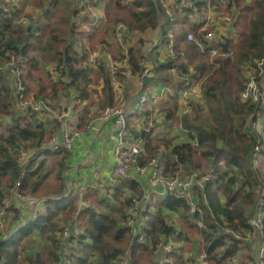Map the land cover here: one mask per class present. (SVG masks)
Returning <instances> with one entry per match:
<instances>
[{
    "label": "trees",
    "instance_id": "16d2710c",
    "mask_svg": "<svg viewBox=\"0 0 264 264\" xmlns=\"http://www.w3.org/2000/svg\"><path fill=\"white\" fill-rule=\"evenodd\" d=\"M27 1L29 0H26L25 3ZM102 1L105 4L107 29L111 27V24L114 27L116 24L124 23L130 30L141 32L144 35L158 27L161 15H163L162 10L157 9L153 0ZM75 3L76 7H74L73 0L71 6L66 5L64 6L65 10H62L55 5L58 4V0H49L50 6L54 8V10H50L48 6H43L40 2L42 5L41 15L44 13L42 15L44 22L40 24L41 15L34 17L31 13L23 14L22 9L26 4L15 3V0H1L0 6L6 4L7 6L12 5L13 8L10 14H7L10 16L8 18L0 14V57L6 59L7 54L16 56L25 54L23 81L26 91L31 88V81L40 76L39 71L42 69L47 73L53 92L56 93L57 84L53 82L56 81L57 73L61 74L63 78L68 79V81H64L63 78L59 79L62 84L60 85L61 89L65 88L64 93L76 101V107L80 108L84 106L91 80L83 78L85 66L83 59L75 49V39L72 38L76 27L74 25L72 29V22L78 14L77 0ZM34 4L37 5L35 2ZM236 4L238 18L235 19V26L239 35L237 40L231 42L233 57L221 56L216 60L217 67L206 64V61L195 66L193 64L205 81L202 84L204 103L194 102L191 111L180 119L183 128L187 130L190 142L173 145L167 139L164 141L160 138H148L146 146L147 159L160 157L164 168L171 175L179 171L185 174L200 168L207 170L211 166L217 168L215 182L209 183L203 190L207 192V189H212L216 185L215 189H212L213 191L208 190L209 204L205 203L204 205L208 207L209 211H212L211 213L205 209L210 215L208 214L204 225L208 228L205 232L207 234L206 242H208L206 251L214 264H227V258L236 254L238 242L232 239L229 245L224 244V238L215 236L211 230L215 231L217 226H223L224 222L229 228L237 231L246 228L247 220L257 205L259 194L262 189L264 190V176L257 168L253 167V154L256 145L262 144L261 153L264 157V138L252 127L257 113L263 109L258 102L254 103L250 100L244 103L240 98L251 71L257 76L256 82L259 85L264 79V0H236ZM22 19L25 22L19 23V20ZM182 21L185 22L184 24L187 23L186 20ZM182 33L178 34L177 32L176 51L178 53L183 49L194 51L195 45L186 43V36ZM109 34L108 30L100 32L93 30L90 36V47L91 49L95 47L94 40L96 38L105 36L98 43L106 44L107 51L109 50L115 57H119L118 53H114L115 47L118 50V46L106 41ZM140 55V49H129L130 63L135 73L140 71ZM39 56L43 59L42 63L38 59ZM262 61L261 67L258 66V63ZM53 63L56 65H52ZM48 68L53 69L48 70ZM99 70L104 75L103 93L106 97L104 105L112 104L110 74L106 71V65L100 66ZM100 72L96 73L100 74ZM6 75L9 76V80L6 82L4 77L0 76V129H2V131L0 130V210L11 197V189L20 178L22 172L19 160L21 152L40 149L48 143L46 138H55L60 135L61 126L57 120H43L34 114L20 112L9 86L10 73ZM73 87L78 94L75 95L72 92ZM177 110L178 106L172 102L159 108L158 113L171 120ZM80 112L84 115V121L87 118L88 108L83 107ZM87 125L84 123V126ZM195 139L197 145L193 143ZM56 154L54 153V155ZM65 159L66 156H63L62 161H59L60 172L64 169ZM36 164L30 166V172L23 180L20 190L27 195H44L49 200L42 212L41 219L32 223L22 233V237L9 245V240L4 241L3 236L20 224V212L16 205H13L9 224L6 226V231L0 236L1 264H22L20 252L17 249L18 245L28 238L40 235L42 231L49 230L53 233L59 226L56 222L59 216L67 218L70 223L77 212L79 194L77 196L74 193L69 197L72 200L70 204L63 206L61 202L65 198V185L61 173L58 174L55 184L47 185L46 179L49 174L41 171V164L37 166ZM125 184L128 185V183ZM218 194H222L223 198L220 199ZM88 196L90 194H87ZM95 202L107 208L108 211L100 212L88 208L80 213L79 220H81L87 236L83 237V246L75 264H119L121 255L133 244V237L123 225L128 217V204L125 203V210H122L111 204H103L98 199ZM115 212L117 214H114ZM158 224L161 230H165V232L168 230L162 217L159 218ZM155 228L154 234L158 231L157 226ZM58 229L62 230V228ZM48 239L51 243L49 246H55L49 252L50 264L53 262L58 264L61 261V256L58 252L56 238L52 235L48 236ZM37 243L38 241L36 247L31 246L35 252L31 251L26 255V262L28 264H47V261H43L40 253L36 251ZM225 245H227L225 252L218 253V250ZM131 252L132 263L137 264L138 261L134 256L148 252V250L145 246L134 245ZM149 254L152 258L149 264H153L156 256L150 250ZM3 258L6 259L5 262ZM248 264H256V262L250 258Z\"/></svg>",
    "mask_w": 264,
    "mask_h": 264
},
{
    "label": "built area",
    "instance_id": "2783aa9c",
    "mask_svg": "<svg viewBox=\"0 0 264 264\" xmlns=\"http://www.w3.org/2000/svg\"><path fill=\"white\" fill-rule=\"evenodd\" d=\"M153 1L157 9L162 10L163 15H161L159 25L153 30L152 35L144 37L142 34V38L138 39L141 50L139 72L135 73L133 71L129 56V49L137 48L129 46L132 32L137 31L130 30L124 23L116 24L112 33H110L109 37H113L115 43L109 42V38L106 40L110 44L120 47V58L115 57L109 50L107 51L106 44L100 43L91 49L90 29L82 32V41L75 38V49L83 59L85 66L84 79H90L96 72H100L99 69L102 65H106V71L110 74V90L114 101L112 104L106 105L107 107L93 121L101 124L113 122L114 133L111 134L110 140L114 146L115 164L110 173V182L113 184H118L121 181L133 182L148 174L149 184L153 189L148 194L131 199L128 217L123 223L124 228L130 232L134 244L148 247L155 256H158V264H175V260L171 261L173 258H181L185 261V264H208V254H201L202 246L200 242H196L192 248L184 250L186 240L182 238V222L177 216L165 218L164 224L168 230L159 234L158 242L155 243L150 238L155 226L159 223L158 219L154 221L152 219L159 212L158 203L160 199L164 200L161 204L168 203V201L176 204L182 203L189 213V218L193 219L194 224L203 230H208L203 222L204 211L199 206L198 199L205 187L209 183L215 182L217 168L211 166L204 172L196 170L182 174L179 171L174 175H168L169 172L164 170L160 157L147 159L143 134H146L145 131L153 130L159 122L162 123V120L159 121L155 112V105L160 100L157 97L158 95L152 98L154 106L150 107V110L145 109L150 104L149 83L146 80L158 75L155 74V69L164 67H157V63L154 64L151 56L154 52H162L164 60L171 62L168 66L169 73L176 78V82L179 84L175 90H170L169 85H165L162 92L164 94L168 93L170 101L177 100L181 102V114H188L194 102L203 100L202 84L205 78L200 76L195 67L185 70L183 62L181 63L179 60L181 52L176 51L175 41L177 23H179L176 13L186 12L187 16L193 19L199 29V31L188 32L186 40L196 44L199 50L209 57L215 55L233 57L230 47L227 53H223L222 45L225 43L223 35L237 32L235 26L237 4L236 0H207L205 7L202 8L199 6L198 0ZM104 5L102 0H77L78 14L73 22L75 25L79 24L80 13L89 10L92 15L89 23L91 29L98 32L107 30V19L101 16L100 13L101 9L105 8ZM12 8V5H2L0 6V14H3L6 18L10 17L7 14H10ZM24 22V19L19 20V23ZM168 26L176 27V30L167 29ZM24 55L7 54L4 63L0 66V74H9L10 70L13 71V73H10V82L13 86L14 101L19 111L23 114H36L43 120H57L61 124L60 135L44 144L40 149L35 151L23 150L21 152L19 158L22 166L20 178L11 189V197L0 210V236L6 231V226L9 224L13 205H16L20 212V224L18 226L27 224L28 227L40 220L49 198L23 194L20 190L22 182L29 174L30 166L39 161L43 155L66 150L71 151L73 142L81 137L83 133L80 128H82L84 115L77 109L76 101L70 99L67 93L64 95L67 101L56 105L53 103V99L49 98L40 97L33 102L28 100L30 93L26 91L23 81V65L26 62ZM262 64L263 61L259 62L258 66L261 67ZM210 65L218 66L216 60L211 59ZM52 69L48 68V70ZM56 77L55 80L57 81L63 78L58 73ZM256 77L251 71L241 96L245 103L252 100L254 103L258 102L260 107L264 109V79L259 85L256 82ZM63 80L68 81L65 78ZM131 80H137L142 90L135 105L130 104L129 96H127V89ZM103 83L104 81L100 82V85L102 86ZM73 93L77 94L76 91ZM261 114L262 111H259L256 120L252 123L254 130L259 133L261 128H257V126L261 125L262 121L259 119ZM131 117L134 118L133 124L130 122ZM93 122L85 127L87 131L93 127ZM133 127L140 128L142 134L131 137ZM184 131L187 132V130ZM193 143L197 145L196 139L193 140ZM259 143L261 142L259 141ZM261 148L262 144L255 146L254 163L257 162L256 159L261 153ZM92 186H96V184ZM171 196H175L174 199H170ZM176 200L179 202H175ZM212 217L214 218L213 214ZM214 220L217 222L215 218ZM21 229L10 231L3 236V240L12 239ZM257 232L259 234L258 249H256L257 245L253 244V235ZM211 233L215 236H222L224 244L227 245L231 243L232 239L238 242V247L249 243L251 245H248L249 249L254 250L252 249L253 246L256 250V257L254 258L256 264H264V190L262 189L259 194L257 205L247 220L246 228L237 231L229 228L227 223L224 222L223 226L218 225L215 231L211 230ZM85 236H87L85 229L77 217L57 234L56 242L61 256V261L58 264H75L76 259L80 256L84 241L83 237ZM227 245L221 247L218 253L225 252ZM130 257L131 251L128 249L121 255V259L119 258V264H129V260L131 262ZM237 261H239L237 252L234 256L227 258V264H236Z\"/></svg>",
    "mask_w": 264,
    "mask_h": 264
},
{
    "label": "crops",
    "instance_id": "0c3cea01",
    "mask_svg": "<svg viewBox=\"0 0 264 264\" xmlns=\"http://www.w3.org/2000/svg\"><path fill=\"white\" fill-rule=\"evenodd\" d=\"M199 6L204 8L207 0H198ZM201 2V3H200ZM74 7H76V3H74ZM50 10H54L52 6L49 8ZM101 16L107 19L106 17V11L105 8L101 9ZM238 13V11H237ZM44 14V13H43ZM42 14V15H43ZM37 15H41L40 11L37 13ZM41 15V19H39V23L42 24L44 22L43 16ZM176 15L179 18V23H177V32H183L182 35H187L188 32L191 31H199L198 27H196V23L193 21V19L190 16H187V13H176ZM36 17L35 15H33ZM182 20H186L183 22ZM35 25V23H34ZM237 29V28H236ZM154 32L153 30L148 31L144 34V37L152 35ZM223 35L222 33H220ZM177 35V34H176ZM239 35V31L237 29V32L223 35L224 41L229 42V47L231 46V42L234 40H237V37ZM91 36V34H90ZM81 41L83 40V37L81 36L79 38ZM90 39V37H89ZM186 40V38H185ZM109 42L115 43V40L113 37H109ZM187 43V40L185 41ZM194 44V43H193ZM115 45V44H112ZM195 45V50L190 52H187L186 50H181V56L179 58L180 62H183L184 69L187 70L189 68H194L193 64L196 62H203L206 61V64H210V60L208 59V56L206 53H203L199 48ZM120 50V47L118 48ZM196 55V56H194ZM152 60L155 63H157L158 66H164L160 69H155V75L152 79H147V83H149L148 90L150 92V104L145 107L146 110H150V107H153L152 104V98L153 96L158 95V99H160L156 105H155V112L156 116L158 117L159 113L158 110L161 107H165L167 104L172 103L169 100V96L167 94H164L162 92V89L165 87V85H169L170 90H175L178 88L179 84L176 82V78L171 75L168 71V66L171 63L170 61L164 60L163 53L160 51L154 52L151 54ZM207 56V57H206ZM190 70V69H189ZM92 77L90 78V80ZM165 79V80H164ZM196 81V79H195ZM160 90V92H156L154 89ZM142 93L141 87L139 86V82L137 80H131L127 89V96H129L130 104L135 105L138 102V97ZM173 103H176L178 106V110L174 117L170 120L164 118V116L159 115V121L162 120V123H158L157 126L153 129L152 132L153 136H160L158 138H163L165 135L163 131L162 133H155L157 129H159L160 126L164 125H172L170 122L175 119H179V123L176 129L173 130L174 136L172 137L171 144L178 145L183 143L190 142V137L186 133V129L180 126V119L182 118L181 114V102L174 100ZM165 104V105H164ZM163 105V106H162ZM161 117V118H160ZM164 121H163V119ZM133 124V122H131ZM184 130H183V129ZM82 136L77 138L73 142L72 150L71 151H62L54 155V153H47L43 155L39 161H37L36 166L41 164V171H45L48 174H53L55 170H49L50 166H47L46 162L50 161V163H55L59 165V161H62V157L66 156L65 159V166L62 172H60V168H56V171L58 170L57 174L61 173V178L63 179L64 185H65V192L64 197H70L75 195L79 197L77 198V212L74 214V218L71 222L75 220L77 217L79 219L80 213L84 209H93L95 211H108L107 208L98 205V203L95 202L96 199L103 202V204H111L116 208H120L125 210V203L128 204V210L130 207V201L132 198L150 193L153 189L149 184V178L148 174L141 176L138 178L137 181L133 182H125L121 181L118 184H113L110 182V173L112 169L114 168L115 159H114V146L113 143L110 140V136L112 133H114L113 128V122H107V123H94L93 127L87 131V129L84 127V122L82 124ZM140 128L133 127L131 129V137L138 136L140 133ZM52 154V155H51ZM260 155L263 154L260 153ZM258 165V168L261 172V174H264V159L261 160V163H254L253 167L256 168ZM49 170V171H48ZM164 170L168 172L165 168ZM50 175L47 177L46 181L49 183V179H51ZM125 183H128L126 185ZM93 184H96V186H92ZM114 186V187H110ZM216 185L213 186L212 189H215ZM85 188V189H84ZM207 189V188H206ZM211 188L207 189L213 191ZM207 192L203 191V193L200 194L199 197V206L203 209V222H205L208 216V212L212 211L208 209V207H205V203L209 204V199L207 196ZM87 194H90V196L87 197ZM220 199L223 198V195L218 194ZM158 198V197H157ZM156 198V199H157ZM164 200H159L158 206H159V212H157V215L155 218L152 219V221L158 219L160 217L163 218V222L165 221V218H169L171 216H177L181 219L182 224L184 222L187 225H195L192 218H189V213L186 209V207L181 203L176 204L171 201H168V203H163ZM223 201V200H222ZM82 206V207H81ZM173 206V207H172ZM172 207V208H171ZM174 209V210H173ZM208 211H206V210ZM127 210V213H128ZM114 214H117L116 212ZM210 215V214H209ZM174 219V217H173ZM81 222V220H79ZM82 225V222H81ZM196 226V225H195ZM83 227V226H82ZM200 231L206 232V230H203L199 227H197ZM156 230V228H155ZM154 230V231H155ZM154 231L152 235L154 234ZM163 232L165 230H162ZM23 233V232H22ZM197 234V233H196ZM159 236V234H158ZM259 234L258 232L253 235V244L257 245L256 249H258L259 244ZM37 236L33 237L32 247H36L37 242ZM35 241V242H34ZM203 241V240H202ZM132 246L130 248V251L132 250V247L136 244L132 242ZM38 244V243H37ZM249 249L248 245L245 246H239L237 251V258L239 261L236 262V264H243L241 261L243 260L244 251H247ZM250 250L251 254L248 256H245L246 259H248L247 262H249V259H254L256 257V250L255 248ZM255 251V253H254ZM132 253V252H131ZM255 254V255H254ZM243 257V258H242ZM244 262V261H243Z\"/></svg>",
    "mask_w": 264,
    "mask_h": 264
},
{
    "label": "rangeland",
    "instance_id": "374dc122",
    "mask_svg": "<svg viewBox=\"0 0 264 264\" xmlns=\"http://www.w3.org/2000/svg\"><path fill=\"white\" fill-rule=\"evenodd\" d=\"M25 1L26 0H15V2H22V3L26 4L23 7V9H22L23 14L24 13H31L32 16L35 15L37 17L38 16L37 13L42 8V5L43 6H48L50 8L49 0H29L26 3H25ZM34 2L37 3L38 6L36 4H34ZM40 2H42V5H40ZM72 2H73V0H58V4H55V5H56L57 8L65 10L64 6L70 5V4H72ZM74 3H75V0H74ZM40 14H41V11H40ZM237 15L238 14H236V17H235L236 20L238 18ZM91 16L92 15H91L89 10H87V11H85L83 13H80L81 19H78L79 24L76 25L75 33L72 34V38L73 39H75V38H76V40L79 39L81 37V34H82V32L84 30L90 29L91 32L93 31V29H91V26L89 25L90 20L92 19ZM72 25H73V27H72V29H73L75 24L72 22ZM112 28H113V26L111 24V27L109 29H107L109 31V33H111ZM167 29L176 30V27H169L168 26ZM109 36H110V34H109ZM109 36L106 38V40L109 38ZM104 37L105 36H102V37L99 36L98 38H96L94 40V42H96L95 43V47L97 46V44H100L98 42L101 39H103ZM141 38H142V33L141 32H139V33L132 32V39L129 42V46H135L138 49H140L138 39L140 40ZM187 43L188 44H193L192 42H190L188 40H187ZM118 48H119V46H118ZM230 49H231V46H230ZM185 50L187 52H190L189 49H185ZM114 53L115 54L118 53L119 57H117V58L121 57L120 50L119 49L117 50L116 47H115ZM40 56L38 57V59L40 60V63H42L43 59H41ZM209 58L211 60H218L220 58V55H215V56H211V57L208 56V59ZM3 63H4V58L0 57V66ZM198 63L201 64V61L200 62H196L195 61L194 66L196 64H198ZM48 64H50V63H48ZM52 65L55 66L56 64L53 63ZM41 71H39V75L40 76L31 81L32 86H31L30 89H28V91L30 93V95L28 97V100L33 102L34 100H36V99H38L40 97L41 98H49V99H53V103L55 105L58 104V103H61L63 101L64 102L67 101L66 97L64 96L65 95V93H64L65 92V88L61 89V86H60V85H62L61 82H59L57 80L55 82H53V83L57 84L56 86L58 88L56 93L53 92V87L51 86V80H49L46 72H43L42 69H41ZM9 73H13V71H9ZM0 76L4 77V81L5 82L7 80H9V76L6 75V74H0ZM10 76H11V74H10ZM102 81H104V75H102V72H100V74L95 73L92 76L90 85L88 86V92L86 93L87 96H86V99L84 100V106H83V107L88 108V112L86 113V115H87L86 117L87 118L83 121L85 124L87 123L89 125L91 122H93L96 119V117H98L101 114V112L105 109V107H107L106 105H104V100L106 98V97H104V93H103L104 83H103L102 86L100 85V82L102 83ZM9 86H10L12 92H13V86H12L11 82L9 83ZM71 90L73 92L76 91V89L74 87ZM154 90L156 92H160L159 88H158V90L157 89H154ZM42 91H44V92H42ZM77 94H78V92H77ZM12 96H13V98H15L14 97V92H13ZM240 98H241V101L244 102L243 99H242L241 94H240ZM113 101H114V99H112V102ZM171 102H173V100H171ZM198 102L200 104H202V103H204V100H201V101H198ZM83 107H80V108H77V109H79V111H80V109L83 108ZM263 112H264V109L262 110V114H261V116L259 118L262 121L261 125L257 126V128H261L260 134L264 137V114H263ZM34 115H36V114H34ZM133 121H134V118L131 117L130 118V122H133ZM177 123H179V119H177L175 117V119H173L170 122V124H172L171 126L170 125H164L163 127L160 126L159 129H157L155 133H162L161 131L165 132V133H163L165 136L163 138H160V139H164V141L167 139V141L169 140L168 142H170V141L172 142V137L174 136L173 130L176 129L177 127H179ZM180 126L183 127V124L180 123ZM84 127H86V126H84ZM0 130L2 131V129H0ZM153 131L154 130L145 131L146 134L145 135L143 134V136L145 137L146 146H147L148 138L157 139L158 137L161 136V135L160 136H157V135L153 136L152 135ZM47 139L48 138H46V142H50L53 139V137H51L48 140ZM163 148H165V147H163ZM262 159H264V157H262V155H259L257 157V159H256V161H257L256 163L257 164L259 163V165H260ZM46 164H47V166H50L49 170H52V171L55 170V172L53 174H49L50 177H52V178L49 179V183H47V185L55 184L57 182V177H58V174H57L58 170L56 171V168L58 167V169H59V165L55 164V163L54 164L50 163V161L49 162L47 161ZM256 168L259 170L258 165H257ZM197 170L201 171V172H204L206 170V168L205 169L200 168V169H197ZM168 175H171V174L169 173ZM262 175L264 176V174H262ZM34 196H36V195L34 194ZM37 196L44 197V195H37ZM71 201H72L71 198L66 197V198H64V200H62L61 204L63 206H66V205H69ZM122 210H123V208H122ZM56 222L59 225L58 228H62V230L69 224V220H67V218H64L62 215L57 218ZM29 227L30 226H28L27 229ZM182 227H183L182 238H185V240H186V242H185L186 245L184 246V250L190 249L196 244V242H200L201 246H202L201 247V254L207 253V251H206V247L208 245V242H206V238H207L206 235L207 234L202 232V231H200L197 228V226H195V225H187L185 222H184V224H182ZM58 228L56 230H54L53 233H51L49 230H46V231H42L40 233V235H38V239H37L38 245H37L36 251L40 253V255L42 257L41 259H43V261H47V264L51 263L50 257H49V252L51 251L52 247H55L54 245L53 246H49L50 242H49L48 236L54 235L55 238H56V233H58L61 230V229L59 230ZM157 228H158V231L155 234L150 235V238L153 240V242H155L156 239H159L158 234H160L162 232V230L160 229L159 224L157 225ZM22 235H23L22 232H18L12 239H10L11 241L9 240L8 244L12 245L14 242H16L18 240L19 237H22ZM32 242H33V238H28L26 241L22 242L20 245L17 246V249L20 252V260L22 261V264H28V262H26V260H27L26 255H28V253H31V251L35 252V250L31 249ZM54 242H55V239H54ZM156 242H158V240ZM247 245L251 246L249 243ZM145 248L148 250V252H142L140 254H137V256H134V258H136V260L138 261L137 264H149V262L152 261L151 255L149 254V248L148 247H145ZM58 252H59V250H58ZM150 252H152V251H150ZM254 253H255V251H254ZM152 254H153V252H152ZM250 254H251V252H250L249 249L247 251H244V255H243L244 258L242 257L243 260L241 261L243 264H248V262H247L248 259H246L245 256H247V255L249 256ZM125 257H129V256H125ZM208 258H209V255H208ZM3 260H4V262L6 261L5 258H3ZM158 261H159L158 256L154 257V263L153 264H158ZM171 261L172 262L174 261L175 264H185V261L183 259H181V258H176V259L173 258V259H171ZM207 263L208 264H214L210 259L207 261ZM0 264H1V262H0ZM53 264H54V262H53ZM129 264H133L132 260H131V262L129 260Z\"/></svg>",
    "mask_w": 264,
    "mask_h": 264
},
{
    "label": "bare ground",
    "instance_id": "6f19581e",
    "mask_svg": "<svg viewBox=\"0 0 264 264\" xmlns=\"http://www.w3.org/2000/svg\"><path fill=\"white\" fill-rule=\"evenodd\" d=\"M165 80V79H164ZM173 197L175 196H171L170 199H174ZM175 202H179L178 200H176ZM23 226V227H22ZM22 228V229H21ZM21 229L19 232H24L26 229H27V224H22L20 226H18L17 228H15V231L16 230H19Z\"/></svg>",
    "mask_w": 264,
    "mask_h": 264
},
{
    "label": "water",
    "instance_id": "95a60500",
    "mask_svg": "<svg viewBox=\"0 0 264 264\" xmlns=\"http://www.w3.org/2000/svg\"><path fill=\"white\" fill-rule=\"evenodd\" d=\"M222 48H223V53H227L228 50H229V42H225V43L222 45Z\"/></svg>",
    "mask_w": 264,
    "mask_h": 264
}]
</instances>
